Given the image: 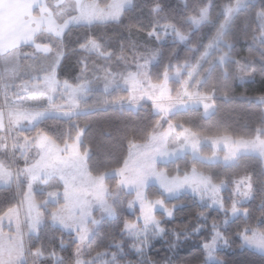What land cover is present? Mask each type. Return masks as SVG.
Segmentation results:
<instances>
[{
    "label": "trees",
    "instance_id": "1",
    "mask_svg": "<svg viewBox=\"0 0 264 264\" xmlns=\"http://www.w3.org/2000/svg\"><path fill=\"white\" fill-rule=\"evenodd\" d=\"M109 1L98 0V3L106 6ZM236 1L134 0L132 7L124 11L116 22L71 26L61 39L63 57L56 79L78 85L80 75L90 69L92 63L98 66L107 63L111 70L125 72L127 61L134 55L133 50L146 54L150 47L158 50V57L150 69L149 78L152 83L160 84L165 74L172 73L175 68L199 62L219 34L226 20V8ZM205 9H208V21L195 28L190 20L199 17ZM261 14L264 15V0H253L238 10L222 34L225 43L222 51L229 60L224 65L213 62L219 53L214 52L200 70L199 76L203 81L198 85V91L213 96L214 111L205 116L201 108H189L170 115L169 122L201 137L264 138V103L259 101L264 98V43L257 44L261 35ZM165 24L174 27L186 37V41L167 40L159 44L148 41V34ZM90 42L97 43L101 53L108 55L106 61L84 50ZM239 64L249 79L240 78ZM171 85L176 89L178 83L171 82ZM124 96L125 93L118 91L110 94L98 92L84 103L89 112L68 119L48 117L20 133L27 138L45 135L60 147L73 143L82 133L80 152L88 155V172L99 177L123 167L131 144L147 143L161 121V115L155 113L148 103L135 110L112 105ZM199 153L202 157H210L213 150L203 146ZM8 157L0 151V158L10 166ZM16 165L17 168L25 166L22 161ZM157 168L164 170L169 177H184L197 170L216 184L225 182L231 185L249 177L253 191L251 199L242 206L245 216H239L222 227L228 213L205 206L188 193L166 199L158 187L152 185L146 190L147 197L163 199L165 206L173 209L171 218H166L162 212L155 214L160 220L161 236L150 238L149 247L141 253L133 249L134 241L123 230L126 223L136 222L139 212L131 213L127 209L126 201L133 194H123L114 206L116 217L104 220L88 243L90 254L118 253L117 260L129 264H264V255L244 247L241 239L244 233L250 235L252 231L264 234V162L260 157L241 155L234 163L225 165L221 162L207 163L185 154L173 161L160 163ZM105 182L111 191L115 190V177L107 178ZM26 184L21 182L18 186L0 187V218L23 200ZM42 187L46 191L52 188L63 190L56 179ZM35 196L37 203L45 201V193H36ZM223 201L225 208L229 209L228 191L223 192ZM62 205L59 200L40 207L43 225L26 242L27 264L30 257L37 254L41 255L39 264L75 263L77 242L74 234L53 226L50 221L51 214ZM218 226L227 247L216 252V262L208 263L204 245L211 241ZM56 259L58 262L55 263Z\"/></svg>",
    "mask_w": 264,
    "mask_h": 264
},
{
    "label": "rangeland",
    "instance_id": "2",
    "mask_svg": "<svg viewBox=\"0 0 264 264\" xmlns=\"http://www.w3.org/2000/svg\"><path fill=\"white\" fill-rule=\"evenodd\" d=\"M88 1L83 6V16L76 21H67L68 27L73 23V26H79L116 22L134 2L110 0L106 6H100L98 0ZM252 1L237 0L231 7L226 8V20L199 62L175 68L172 73L165 74L160 84L152 83L149 78L150 69L158 57V50H151L150 47L146 54L134 49V55L126 63L125 72H115L106 66L107 63L105 66L92 63L91 68L80 75L78 85L56 79L58 63L63 57L61 40H53L52 54L48 57L26 59L28 52L24 50L10 53L5 59L0 57V151L8 154L11 164L9 166L0 158V168L4 172L7 170L10 175V185L27 183L23 200L17 206L20 207V225L17 222L4 225L15 246L18 245L19 233L21 241L24 239L27 242L43 225L40 207L61 200L63 205L51 214L50 221L53 226L74 234L77 242L74 264H129L119 262L116 255L118 253L90 254L87 245L104 220L116 217L114 206L120 197L123 194H133L126 201L127 209L131 213L138 210L139 217L135 223H126L123 233L134 241L133 249L137 253L147 249L150 238H157L163 232L160 220L155 214L162 212L166 218L173 215V209L167 208L163 199L151 200L147 197L146 190L152 185L158 187L166 199L188 193L203 205L228 213L229 217L222 227L239 216H245L242 206L251 199L253 191L249 177L234 181L231 185L225 182L216 184L197 170L184 177H169L157 166L185 154H191L207 163L221 162L225 165L234 163L241 155H256L264 162V138L244 140L227 136L201 137L187 129H179L168 120L170 115L189 108H201L205 116L214 111L213 96L198 91V85L203 81L199 76L200 70L214 52L219 53L213 58V62L224 65L229 60L228 55L222 51V46L225 45L222 34L237 11ZM260 18L261 35L257 38V44L264 43V15L261 14ZM190 21L195 28L206 23L208 9ZM147 39L158 44L167 40L180 43L186 41V37L166 24L156 27L148 34ZM84 50L105 61L108 58V55L101 53L95 42H90ZM239 76L243 80L250 78L244 74L241 64ZM171 82L178 83L176 89ZM113 91L125 93L124 97L112 103L114 107L135 110L148 103L152 105L155 113L161 115V121L147 143L131 144L128 157L120 169L99 177L91 175L86 164L88 155L82 154L79 149L82 133L73 143L62 147L45 135L27 138L20 133L32 129L39 121L48 117L68 119L89 112L84 103L90 96L98 92L110 94ZM259 101L264 103V98ZM203 146L211 147L213 155L202 157L199 151ZM18 161H22L25 166L17 168ZM112 177L117 179L114 191L105 182ZM54 179L62 185L63 190L52 187L50 191L44 190L42 186ZM52 186L55 184L52 183ZM225 191L229 192L231 200L229 209L224 206ZM36 193H45L43 203H37ZM241 239L244 247L264 255L263 233H244ZM226 247L227 242L218 226L211 241L204 245L207 262H216V252ZM21 251L22 254L24 252L23 264H27L25 244L21 245ZM88 255L90 257H86ZM1 257L4 254L0 251V264ZM40 258V254L30 257L29 264H39Z\"/></svg>",
    "mask_w": 264,
    "mask_h": 264
},
{
    "label": "crops",
    "instance_id": "3",
    "mask_svg": "<svg viewBox=\"0 0 264 264\" xmlns=\"http://www.w3.org/2000/svg\"><path fill=\"white\" fill-rule=\"evenodd\" d=\"M85 1L0 0V57L5 59L10 53L20 52L23 48L30 49L26 53V59L50 56L53 40H61L69 28L66 22L79 20L78 17L83 16ZM59 64L60 62L58 66ZM1 170L2 167L0 187H9L10 175L7 170ZM23 213L22 211L21 214ZM11 222L20 225V207L9 210L0 218V251L4 254L1 264H23L24 252L22 254L21 245H26V242L24 239L21 241L19 233L18 245H14L4 226L13 224Z\"/></svg>",
    "mask_w": 264,
    "mask_h": 264
}]
</instances>
